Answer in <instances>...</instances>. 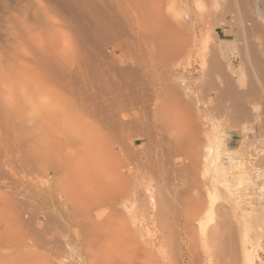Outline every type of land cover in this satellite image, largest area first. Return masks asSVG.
I'll return each mask as SVG.
<instances>
[{"label":"rangeland","instance_id":"1","mask_svg":"<svg viewBox=\"0 0 264 264\" xmlns=\"http://www.w3.org/2000/svg\"><path fill=\"white\" fill-rule=\"evenodd\" d=\"M258 9L0 0V264H264Z\"/></svg>","mask_w":264,"mask_h":264},{"label":"bare ground","instance_id":"2","mask_svg":"<svg viewBox=\"0 0 264 264\" xmlns=\"http://www.w3.org/2000/svg\"><path fill=\"white\" fill-rule=\"evenodd\" d=\"M258 14H261L262 16L264 15V13H263V11H262V9H258ZM231 33V32H230ZM252 47V46H251ZM242 48V47H241ZM256 49V48H255ZM196 203H198V202H196ZM199 206V205H198ZM202 207V206H201ZM197 213V212H196ZM196 217V216H195ZM198 217V216H197ZM196 221V220H195ZM203 225V224H202ZM216 225V224H215ZM198 227H199V224H198ZM215 229V228H214ZM216 230V229H215ZM219 231V230H218ZM202 233V232H201ZM208 233V232H207ZM222 233V232H221ZM217 239V238H216ZM206 240V239H205ZM218 240V239H217ZM208 244V243H207ZM208 247H210V246H208ZM207 250V249H206ZM190 252V251H189ZM222 252V251H221ZM227 252V251H226ZM210 257V256H209ZM227 257V256H226ZM225 257V258H226ZM224 258V257H223ZM209 259V258H208ZM217 259V258H216ZM216 259L214 260L215 261V263H216ZM230 260V259H229ZM232 260V259H231ZM192 261V260H191ZM220 261V260H219ZM224 261V260H223ZM212 263V262H211ZM225 263V262H224ZM222 264V263H221Z\"/></svg>","mask_w":264,"mask_h":264}]
</instances>
